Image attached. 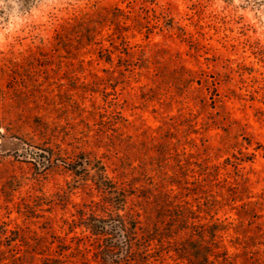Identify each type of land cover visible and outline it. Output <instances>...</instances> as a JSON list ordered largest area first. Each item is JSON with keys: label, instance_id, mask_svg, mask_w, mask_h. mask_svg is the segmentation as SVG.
<instances>
[{"label": "rangeland", "instance_id": "obj_1", "mask_svg": "<svg viewBox=\"0 0 264 264\" xmlns=\"http://www.w3.org/2000/svg\"><path fill=\"white\" fill-rule=\"evenodd\" d=\"M114 216L108 262L264 264V0H0V264Z\"/></svg>", "mask_w": 264, "mask_h": 264}, {"label": "trees", "instance_id": "obj_2", "mask_svg": "<svg viewBox=\"0 0 264 264\" xmlns=\"http://www.w3.org/2000/svg\"><path fill=\"white\" fill-rule=\"evenodd\" d=\"M87 229L92 231L94 234L98 236H102L107 241H111V243L108 245L106 244V247H103L101 250L103 263L105 264H115L116 262L110 261L108 262L106 260V257L104 256V249L108 250L110 254L116 253L120 247H119V240L127 234V229L124 224V221L119 216H114L109 219L105 218H90L87 220ZM219 231V230H217ZM217 231H204L208 234L209 237H214L215 233ZM114 241V243H113ZM100 253V255H101ZM107 256V255H106ZM209 256V255H208ZM215 258V257H214ZM113 262V263H112Z\"/></svg>", "mask_w": 264, "mask_h": 264}]
</instances>
